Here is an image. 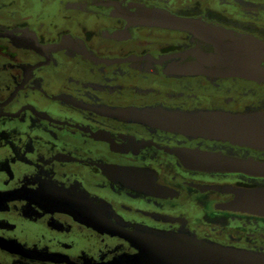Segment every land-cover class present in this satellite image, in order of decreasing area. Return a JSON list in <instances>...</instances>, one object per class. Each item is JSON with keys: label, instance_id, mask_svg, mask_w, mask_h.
<instances>
[{"label": "flooded vegetation", "instance_id": "obj_1", "mask_svg": "<svg viewBox=\"0 0 264 264\" xmlns=\"http://www.w3.org/2000/svg\"><path fill=\"white\" fill-rule=\"evenodd\" d=\"M106 1L0 0V264H177L181 239L263 257L264 148L162 125L264 112V0H127L184 28ZM206 39L253 72L190 70Z\"/></svg>", "mask_w": 264, "mask_h": 264}, {"label": "water", "instance_id": "obj_2", "mask_svg": "<svg viewBox=\"0 0 264 264\" xmlns=\"http://www.w3.org/2000/svg\"><path fill=\"white\" fill-rule=\"evenodd\" d=\"M144 8L145 12H142L139 17L143 22L175 28L192 27L190 21L172 16L156 8ZM207 43L206 50L208 53L205 54L206 57L199 59L198 62H192L190 70L206 71L213 68L228 72L236 67L237 69L241 68L244 72H253L252 67L251 69L247 68L252 63L246 62L242 58L243 55L239 51V47H234L232 44L224 47L216 42L211 43V41H207ZM247 49L251 50L249 47ZM162 126L186 134L264 148V112L243 115L206 112L191 116H167ZM169 255H173L177 259V264H264V256L234 255L223 248L186 239H181Z\"/></svg>", "mask_w": 264, "mask_h": 264}, {"label": "rangeland", "instance_id": "obj_3", "mask_svg": "<svg viewBox=\"0 0 264 264\" xmlns=\"http://www.w3.org/2000/svg\"><path fill=\"white\" fill-rule=\"evenodd\" d=\"M105 5L109 9H114L115 14H120L125 20H129L130 22H143L139 17L142 12H145L146 5L142 3H133L127 0H117V1H106ZM129 17V18H128ZM204 37L199 36V39H203Z\"/></svg>", "mask_w": 264, "mask_h": 264}]
</instances>
